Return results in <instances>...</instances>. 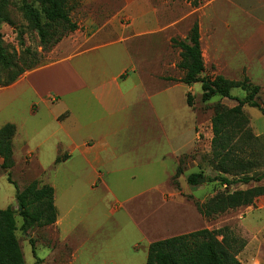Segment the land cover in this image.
<instances>
[{
	"label": "rangeland",
	"instance_id": "374dc122",
	"mask_svg": "<svg viewBox=\"0 0 264 264\" xmlns=\"http://www.w3.org/2000/svg\"><path fill=\"white\" fill-rule=\"evenodd\" d=\"M76 1L75 8L78 5ZM199 1L198 6H192L188 0H164L171 17L169 35L185 39L194 21L198 20L202 26L207 59L211 56V47L218 54L217 63L209 61L208 70L203 74L214 76L220 72L234 80L248 76L258 84L263 73L261 64L247 62L242 44L264 21V0ZM20 5L21 0L10 2L9 11L15 25L2 24L4 45L8 52H16L17 57L27 46L36 54L37 65H43L54 59L53 50L60 41L45 49ZM175 13H181L183 19L175 22ZM177 50L174 49L175 54ZM148 52H154V48H142L137 56ZM260 86L257 100L264 105V88ZM202 92V85L196 83L191 106L197 114L196 140L193 148L180 156V168L200 172L206 180L191 190L182 188L180 195L169 197L166 194L165 203L162 193H170L167 190L173 187L172 184H179L180 176L175 177L174 174L172 177L175 160L163 157V153L182 145L192 135L193 115L184 87L175 89L177 107L174 111L155 113L145 106L134 110L133 124L125 131L124 142L118 146V155L110 163L112 167L119 168L117 173L107 177L112 191L101 183L91 188L88 169L77 159L67 165L56 164L49 146H42L44 150H38L37 155L34 151L29 161L27 155L35 150L37 143L33 140L15 141V163L10 170L14 182L8 180L7 173L0 167V208L9 205L17 208V187L21 189L37 179L55 187L62 221L58 227L35 226L25 232L19 228L22 219L16 214V233L26 264H146L152 241L204 227L217 229L225 226L231 236L245 243L237 255L243 264H264V195L253 205L230 209L211 218L203 216L197 208V202H205L219 191L246 189L259 184L227 186L218 180H210L218 174L211 161V118L214 104L222 102V98L214 96L203 101ZM232 94L243 97L246 92L236 87ZM226 102L237 104L234 99ZM54 106L60 107V102ZM244 110L253 133L260 137L262 144L257 145L258 149L262 147L264 154V114L248 105ZM256 169L264 171V164ZM222 237L218 236L219 239ZM31 239L34 240L36 254Z\"/></svg>",
	"mask_w": 264,
	"mask_h": 264
},
{
	"label": "crops",
	"instance_id": "0c3cea01",
	"mask_svg": "<svg viewBox=\"0 0 264 264\" xmlns=\"http://www.w3.org/2000/svg\"><path fill=\"white\" fill-rule=\"evenodd\" d=\"M175 15V22L184 17ZM72 17L78 28L58 43L54 59L26 71L10 85H0V128L8 122L16 125L13 147L15 141L37 143L27 155L29 161L34 151L37 155L38 150H44L42 146H49L56 164L67 165L77 159L88 169L91 188L101 183L112 191L107 177L119 168L110 163L133 124L134 110L145 106L155 113L174 111L175 89L184 87L187 97L201 82L180 81L183 72L177 64L181 49L172 45L171 39L176 37L169 35L171 17L164 0H78ZM200 35L207 69L209 61L217 63L218 54L211 47L207 59L201 24ZM142 48H154V52L138 57ZM174 49H178L176 54ZM242 51L248 63L261 64L263 73L257 83L264 88V21L243 42ZM226 100L230 99L222 98L223 103L235 105ZM59 102L60 107H55ZM189 108L193 115L191 137L163 153L175 160L172 177L180 156L189 152L196 140L197 114ZM58 157L61 160L56 162ZM193 172L185 169L179 184L167 190L170 193L161 191L164 203L166 194L174 197L182 188L195 186L187 182ZM56 193L55 189L58 216L54 227L62 223Z\"/></svg>",
	"mask_w": 264,
	"mask_h": 264
},
{
	"label": "trees",
	"instance_id": "16d2710c",
	"mask_svg": "<svg viewBox=\"0 0 264 264\" xmlns=\"http://www.w3.org/2000/svg\"><path fill=\"white\" fill-rule=\"evenodd\" d=\"M192 6H198L199 0H188ZM11 0H0V85L14 83L23 73L38 67L36 54L27 46L19 57L10 53L3 40L2 24L15 25L11 18L9 5ZM76 0H21L20 9L30 26L37 31L41 44L50 49L70 32L78 28L72 17ZM174 46L181 49L178 67L183 76L180 81L186 84L201 82L202 100L208 101L214 96L237 101L229 106L221 101L214 104L211 118L213 137L211 140V161L218 174L210 180H218L221 184L232 186L238 183H259L246 189L219 191L207 201L197 202L199 212L211 218L230 209L253 205L264 195V171L255 168L264 164L260 137L253 133L249 126V118L244 106L258 108L264 114V105L257 97L261 86L251 81L248 76L234 80L223 74L214 76L206 71L201 47L200 24L195 20L185 39L172 38ZM240 87L245 96H235L232 89ZM193 95L187 93V102L193 106ZM16 125L8 122L0 128V167L11 177L14 166L13 138ZM61 157L56 159L59 162ZM183 172L180 164L175 177ZM202 173L193 172L188 175L187 182L197 185ZM17 208L12 205L0 208V264H26L22 246L17 236L18 223L16 214L21 219L19 228L27 232L35 226L52 225L56 222L58 210L55 204V188L37 179L25 187L16 189ZM228 227L209 229L207 227L158 239L149 244L146 264H243L237 257L243 249L244 241L230 235ZM222 235V239L218 236ZM239 241H241L239 243ZM239 243V244H238ZM33 252L35 243L31 239ZM36 254V253H35Z\"/></svg>",
	"mask_w": 264,
	"mask_h": 264
},
{
	"label": "water",
	"instance_id": "95a60500",
	"mask_svg": "<svg viewBox=\"0 0 264 264\" xmlns=\"http://www.w3.org/2000/svg\"><path fill=\"white\" fill-rule=\"evenodd\" d=\"M205 180H206L205 177H199V178H198V182H203V181H205Z\"/></svg>",
	"mask_w": 264,
	"mask_h": 264
}]
</instances>
